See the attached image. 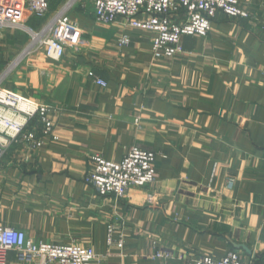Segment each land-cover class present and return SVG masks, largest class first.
<instances>
[{
  "label": "crops",
  "instance_id": "0c3cea01",
  "mask_svg": "<svg viewBox=\"0 0 264 264\" xmlns=\"http://www.w3.org/2000/svg\"><path fill=\"white\" fill-rule=\"evenodd\" d=\"M58 2L27 22L49 20L41 33L72 0ZM239 2L249 19L220 14L172 59H155L153 35L122 18L97 23L86 0L69 10L84 34L79 50L54 61L40 46L23 47L0 88L48 107L53 134L39 117L27 127L42 143L36 150L0 134V226L92 248L101 264H195L230 251L264 264V0ZM122 34L127 47L117 44ZM134 147L157 153L154 184L116 199L85 183L92 155L119 162ZM160 250L171 257H156Z\"/></svg>",
  "mask_w": 264,
  "mask_h": 264
},
{
  "label": "built area",
  "instance_id": "2783aa9c",
  "mask_svg": "<svg viewBox=\"0 0 264 264\" xmlns=\"http://www.w3.org/2000/svg\"><path fill=\"white\" fill-rule=\"evenodd\" d=\"M63 8L40 34H35L33 47L45 49L46 56L61 60L67 50H79L85 43L78 24L71 20L72 4ZM94 7L96 22L110 26L119 18L129 28L153 35L152 55L155 59H172L184 52L183 39L188 36L206 37L214 20L220 15L241 21L251 14L239 0H86ZM50 15L49 0H0V30L25 29L32 18L45 19ZM117 44L127 47L131 36L122 34ZM96 84L107 87L108 83L89 72ZM39 117L45 134H53L50 109L0 88V134L7 142L26 141L32 150L42 143L27 133L30 121ZM91 168L85 183L99 195L123 199L133 188H144L157 180V153L139 147L132 148L119 162L108 161L95 154L90 158ZM109 244L113 243L115 229L109 228ZM123 239L119 241L122 247ZM156 257L169 258L171 253L157 251ZM0 264H101L92 248L79 244H54L29 241L22 229L0 226ZM195 264H250L236 251L228 252L222 259L200 257Z\"/></svg>",
  "mask_w": 264,
  "mask_h": 264
},
{
  "label": "rangeland",
  "instance_id": "374dc122",
  "mask_svg": "<svg viewBox=\"0 0 264 264\" xmlns=\"http://www.w3.org/2000/svg\"><path fill=\"white\" fill-rule=\"evenodd\" d=\"M55 5L60 4L58 0H51ZM49 20L38 23L36 21H29L27 22V26L33 28L35 30V34H40L39 30L43 24L48 23ZM25 29H1V33H13L16 36L11 42L5 38V34L3 38H0V80H7V82L12 79V74L18 69L22 60L27 55L25 52L22 55V48L29 45L30 43L33 44L34 35L32 32L28 34L25 33ZM27 32V31H26ZM32 46V45H31ZM21 47V48H20ZM35 47V46H34ZM32 46V48H34ZM50 59V58H49ZM17 63V64H16Z\"/></svg>",
  "mask_w": 264,
  "mask_h": 264
},
{
  "label": "bare ground",
  "instance_id": "6f19581e",
  "mask_svg": "<svg viewBox=\"0 0 264 264\" xmlns=\"http://www.w3.org/2000/svg\"><path fill=\"white\" fill-rule=\"evenodd\" d=\"M35 36V35H34ZM35 38L37 39V36H35Z\"/></svg>",
  "mask_w": 264,
  "mask_h": 264
}]
</instances>
